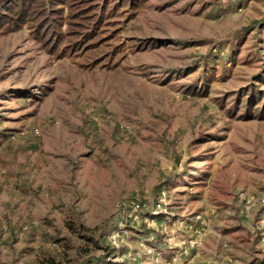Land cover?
<instances>
[{"label": "rangeland", "instance_id": "rangeland-1", "mask_svg": "<svg viewBox=\"0 0 264 264\" xmlns=\"http://www.w3.org/2000/svg\"><path fill=\"white\" fill-rule=\"evenodd\" d=\"M21 1L0 264H264V0Z\"/></svg>", "mask_w": 264, "mask_h": 264}, {"label": "trees", "instance_id": "trees-1", "mask_svg": "<svg viewBox=\"0 0 264 264\" xmlns=\"http://www.w3.org/2000/svg\"><path fill=\"white\" fill-rule=\"evenodd\" d=\"M22 4L21 0H0V30L7 20L17 19L20 15L19 6ZM14 15H17L14 17ZM98 244V243H97ZM101 248L107 252H111L112 248L106 245H100ZM87 261L86 263H88ZM83 263V264H86Z\"/></svg>", "mask_w": 264, "mask_h": 264}, {"label": "built area", "instance_id": "built-area-1", "mask_svg": "<svg viewBox=\"0 0 264 264\" xmlns=\"http://www.w3.org/2000/svg\"><path fill=\"white\" fill-rule=\"evenodd\" d=\"M264 201V199H262Z\"/></svg>", "mask_w": 264, "mask_h": 264}]
</instances>
